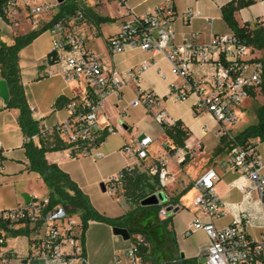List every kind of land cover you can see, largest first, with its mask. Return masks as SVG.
<instances>
[{
	"label": "built area",
	"instance_id": "built-area-1",
	"mask_svg": "<svg viewBox=\"0 0 264 264\" xmlns=\"http://www.w3.org/2000/svg\"><path fill=\"white\" fill-rule=\"evenodd\" d=\"M22 1L6 0L7 20L18 15ZM92 2L95 5L104 2L118 3L128 8L127 0ZM52 12L48 5L31 8L33 24L39 23L35 20L36 17L52 15ZM201 16L200 12L189 9L183 19L186 25H190ZM177 19L173 5L143 17L131 14L121 30L108 40V50L112 55H119L127 49H138L150 53L154 65L158 64L155 58L159 56L167 62L171 75L180 81L169 83L170 96L178 103L194 97V115H211L219 126L213 132L214 137L220 141L225 140L228 145L229 168L245 176L250 183L240 189L245 200L253 201L256 196L264 214V160L257 149L256 141L243 144L232 131L239 122L238 110L252 98V93L261 90L264 52L246 45L234 33L214 35L208 43H202L200 34L193 33L177 44ZM0 21H4L2 15ZM205 21L210 26L215 22L210 18ZM85 23L83 7L51 21L48 29L52 38L51 53L61 68L60 75L66 83H82L85 90L83 95L69 100L66 104L68 117L65 120L50 128L40 126L39 134L33 140L54 142L59 139L67 146L62 150L66 158H91L99 161L105 158L101 152L102 145L110 135L116 133L113 127L103 129L99 123L104 104L110 98L122 99L124 89L130 84L136 85V97L131 102V107L144 108L161 127L173 126L176 122L163 107L162 99L153 91L142 87L143 75L150 70L152 64L144 62L124 74L106 65L99 55L87 48V40L82 32ZM45 63L49 64L47 58ZM194 67H209L212 72L207 78L198 80L193 77ZM160 73L167 81L168 76L162 69ZM204 130L207 131V128ZM155 142V139L141 135L134 141L133 146L127 144L122 148V152L128 158L136 160V164L109 181L110 195H115L116 189L124 185L127 175L142 170ZM174 156L181 165L187 152L178 149ZM149 173L158 176L161 191L172 180L164 160L155 163ZM220 181L218 171L209 169L193 182L197 192L193 206L198 216L189 224L183 237L188 238L200 230L205 232L209 239L206 264H264V230L260 238H253L248 234V229L253 227L252 217L248 213L240 210L230 225L218 226V222L227 214L215 190ZM167 204L159 205L162 221L167 219L169 207L173 210L177 208ZM0 220L7 223L10 231H27L26 236L30 239V252L23 259L16 251L6 250L9 237L5 231H0V264H11L15 259L43 264H88L80 215L69 212L63 204L52 206L50 197L33 198L23 206L1 211ZM138 245L140 243L116 254V264H142L137 256Z\"/></svg>",
	"mask_w": 264,
	"mask_h": 264
},
{
	"label": "crops",
	"instance_id": "crops-1",
	"mask_svg": "<svg viewBox=\"0 0 264 264\" xmlns=\"http://www.w3.org/2000/svg\"><path fill=\"white\" fill-rule=\"evenodd\" d=\"M75 1L79 4L78 0ZM81 1L83 2L79 5L85 9L86 14V23L82 27V32L87 40V48L99 55L106 65L117 69L123 74L131 69L138 68L144 62L151 63L152 67L143 75L142 87L145 90L153 91L157 96H159L163 101V107L165 109L168 103V97H171L168 86L169 83L172 81L180 83L179 80L171 76L170 68L167 62L159 56L155 58V61L158 62V64L154 65L153 56L150 53L142 52L138 49H127L123 54L119 55H112L108 50V40L121 30L123 23L131 18V14L143 17L154 13L158 9L173 5L178 16V19L175 22L177 44L182 43L184 38L193 33L200 34L202 43H208L214 35L233 33L224 22L221 11L222 7L230 3L232 0H127L126 5L128 8L122 7L118 3L104 2L100 5H95L92 0ZM256 3L264 4V0L256 1ZM113 6L115 7V10L110 12V8ZM189 9L200 12L202 16L201 18L194 19L190 25H186L183 15ZM59 12L60 9L53 11L52 15H46V18H43L44 16L41 18L39 17V23L37 25L33 24V19H29L28 21L33 26L32 31L38 30L45 25L50 24L52 19H54ZM259 14H264V8ZM206 18L214 19V24L212 26L208 25L205 21ZM101 19H110L111 21L100 22ZM261 20L262 17L257 15L253 25L250 21H247L245 23H240V26L248 23L252 28H255L256 23ZM218 22H223L225 25L224 28L219 26ZM7 31L9 30H7L4 22H0V39L7 45H11L14 42V38L17 36L13 35L10 37V41L7 42L3 36V32ZM44 38H46V49L42 52L41 40ZM51 51L52 38L47 30L19 54L22 84L25 88L29 106L33 111V117L39 122L40 126L48 128L53 127L68 117L66 104L69 100L83 95L85 90V86L82 83H66L60 75L61 68L59 65H50L45 63V60ZM166 67H168V70H165ZM160 69H162V71L168 76L167 81L162 78ZM211 72L212 71L209 67H194L192 69L193 77L198 80L207 78ZM156 77L166 84L168 89L166 94L158 92L156 84L153 82ZM1 80L0 76V81ZM127 91L131 93L132 97L130 99L126 96ZM135 97L136 85L132 83L124 89L122 99L110 98L105 102L99 123L103 129H106L109 126L113 127L116 130V133L113 135H120L124 138V141L123 143L118 144L116 149H114V146H111L110 144V139L112 137V135H110L106 142L102 145L101 152L105 155V157L106 153L104 151L109 152L111 155L117 154L118 152L116 150L121 152L122 148L128 143L126 137L129 135L131 136L130 141L132 143L141 135L149 136L155 139L156 142L166 141L164 144L161 142L164 149L163 150L161 148V152L155 153L151 151L150 148L149 158L145 162L151 160V162L155 164L164 160L166 168L172 176L169 186L164 191L169 201L170 199L176 200L179 198V201L176 204L179 211L172 216L171 229L174 235L176 236L177 233L175 219L177 218L178 213L187 207L185 200L189 196L192 197L189 209L192 214V218L185 231L187 230L189 224L192 223L198 216V213L193 206L194 199L197 196V192L193 187V182L199 179L207 170L215 169L221 176V181L216 185L215 190L227 212L226 216L221 220L223 224L219 225L221 222L219 221L218 226L225 227L230 225L238 211L242 210L248 213L253 220V227L248 229V234L253 238H260L264 230V214L260 201L256 196L253 201L245 200L240 189L243 186H249L250 183L245 176L232 171L229 168L227 155L228 150L222 151L227 144L225 140L219 141L220 144L217 143L216 147L212 148L210 151L212 158L199 174H193V176H191L189 173L191 164L196 155L199 151L204 149L205 145L201 143L202 138L208 133L213 134V132L218 129V124L213 120L211 115L207 113L200 116L194 115L193 105L196 101L194 97L187 101V110L183 115L174 116L169 113L175 122H182L185 128H187L191 133L190 138L186 142V152L189 154V160L183 166L179 165L177 160V165L181 171L174 172L168 168V162L170 161V157H177L170 155L165 150L166 146L171 147L168 144L171 145L172 141L166 137L161 126V133L158 136L154 137L151 133H149L146 126L149 121L153 122L155 120L153 116L148 114L144 108H133L130 106ZM170 99L172 102L177 104L172 97ZM5 108L6 106L0 98V143L2 146V150H0V212L23 206L31 199L39 198V194L37 192L24 193V189L19 187L22 182H29L32 180L40 181L43 185L42 187L46 190L44 197H49L50 193L41 177L37 173L32 172L30 169V162L24 149L26 139L18 124L19 111L7 110ZM188 117H190V120L187 119ZM204 118H207L208 123L200 125L201 120ZM208 124L213 125L210 127ZM205 128H207V131L204 130ZM197 130L202 133L201 139L196 138ZM34 141L36 143L39 142L38 140ZM262 144L263 143L258 141L257 149L264 160V150L261 148ZM46 158L50 164H57L66 173H68L72 180L87 195L82 185L73 177L67 167L69 164L77 160H70L66 158L62 150L47 153ZM126 166H128V164L123 165L120 172ZM151 167L146 170H140V172H147L149 174V169ZM7 190H11L14 194L10 201L2 196ZM126 203L129 207H131L127 200ZM95 209L101 214L111 218H119L122 216L112 217L106 212L99 211L97 208ZM116 237L117 236L114 235L113 228L111 226L103 223L91 222L88 230L84 234L85 256L88 264H116V254L123 253L133 246L130 245L128 249L119 251L117 247H115L117 244ZM5 248L7 251H16L24 259L30 252V239L28 236L9 238ZM107 249L108 253L105 256L104 252L107 251ZM179 252L181 253V250H179ZM185 258L190 259L188 257ZM25 262L26 260L15 259L11 262V264H43L41 262Z\"/></svg>",
	"mask_w": 264,
	"mask_h": 264
},
{
	"label": "trees",
	"instance_id": "trees-1",
	"mask_svg": "<svg viewBox=\"0 0 264 264\" xmlns=\"http://www.w3.org/2000/svg\"><path fill=\"white\" fill-rule=\"evenodd\" d=\"M256 1L257 0H232L230 3L222 7V18L232 32L246 45L264 52V21H258L255 28H252L248 23L240 26L235 19L236 12L250 7L255 4ZM80 7L81 6L77 4L75 0H66L60 5V12L55 16L54 20L61 18L66 13L74 12ZM5 9L6 0H0V15H2L4 21H8ZM109 21L111 20H100V22ZM50 25L51 23L38 30H33L27 35L16 37L11 45L3 43L0 39V76L2 80L7 82L10 93V103L5 109L19 111L18 124L26 139L24 149L30 162V169L41 177L50 191L49 197L52 206L63 204L69 212L79 214L83 224V235L88 230L91 222L103 223L112 228H124L127 229L131 235L130 223L132 212L134 213L137 210H143L159 216L161 210L159 205L150 207L142 206L143 201L162 190L158 176H153L150 173L148 174L147 172H140L138 170L127 175L123 184L124 188L127 189L126 200L130 203L132 211L127 217L111 218L101 214L94 208L90 198L72 180L68 173L57 164H50L48 162L46 158L47 153L64 150L67 147L66 144L59 139H55L54 142H45L41 140L38 143L33 140V137L39 134L40 124L34 119L33 111L27 101L25 88L22 84L19 54L23 49L31 45L39 36L45 33ZM53 56L52 53L47 56L50 65L56 64V60ZM262 62L264 65V59ZM261 93L264 97V72ZM251 96L253 98L255 93H252ZM256 117L257 124L248 127L238 135V139L241 143L246 144L255 140L264 143V104L258 108ZM162 129L166 137L172 141L173 147H170L167 150L170 155H174L178 149L187 150L186 142L190 138L191 133L185 128L182 122L178 121L173 126L164 125L162 126ZM53 145H55V147H53ZM188 155L189 154L187 153L186 159L181 166L185 165L189 160ZM129 188H132V191H130ZM128 192H130L131 195L127 194ZM178 201L179 198L176 200L170 199L167 205L176 206ZM161 222L163 224L164 232L160 231V237L169 239L173 244L174 249L179 252L175 235L171 229L172 217ZM0 231H5L9 238H17L28 234L27 231L23 230L10 231L7 223L1 220ZM149 239L153 244L152 238L149 237ZM137 256L142 264H198L195 259L182 258L180 252L177 258L175 254H172L170 260L161 262L159 256L154 253H148L147 247L142 244L138 245Z\"/></svg>",
	"mask_w": 264,
	"mask_h": 264
},
{
	"label": "rangeland",
	"instance_id": "rangeland-1",
	"mask_svg": "<svg viewBox=\"0 0 264 264\" xmlns=\"http://www.w3.org/2000/svg\"><path fill=\"white\" fill-rule=\"evenodd\" d=\"M83 1L78 0L79 4H82ZM28 4V5H27ZM48 5L52 8L53 11H57L60 9V5L58 4L57 0H23L20 3V9L18 11V15H14L9 17L8 21H3L4 25L6 26L7 32H3L4 38L10 41V37L13 35L20 37L31 33L33 26L28 21L33 17L30 16L31 8L45 6ZM264 4L263 3H255L250 7L245 8L240 12L235 13V19L237 23H245L250 21L253 25L254 20L256 19L257 15L262 17L261 21H264V14L260 15V11H263ZM115 7L110 8V12H113ZM49 14H43L35 18V20L39 21V17L46 18ZM2 22V21H0ZM219 26L224 28L223 22H218ZM228 32V31H227ZM16 38V37H15ZM14 38V39H15ZM4 43V42H3ZM45 44L46 38L41 40V49L42 52L45 51ZM264 56V53L263 55ZM165 70H168L166 67ZM172 76V75H171ZM170 77V76H169ZM153 82L156 84L158 92L161 94H166L168 89L164 82H162L159 78H154ZM126 96L130 99L131 93L129 91L126 92ZM171 97H168V103L166 105V109L171 115H183L187 110L188 100L184 103L175 104L171 101ZM191 99V98H190ZM264 104V97L261 93V90L255 93V96L251 98L249 101L244 103L241 108L238 110L239 115V122L237 125L232 129L233 133H237V136L247 129L250 126L257 124V117L256 113L259 107ZM192 118V117H191ZM190 120V117L187 118ZM208 123L207 118L201 120L200 125H205ZM199 125V126H200ZM210 127L213 124H208ZM149 133H151L154 137L158 136L161 133L160 125H158L155 121H149L147 126ZM219 127V126H218ZM217 127V128H218ZM202 133H196V138L201 139ZM128 141V145L133 146L134 142L130 141L131 136L129 135L126 137ZM124 138L120 135H112L110 139L111 146H114V149L118 146V144L123 143ZM220 140L216 139L213 134L208 133L204 135L201 140L203 143L204 149L199 151L196 155L195 159L193 160L191 167H190V175L199 174L201 170L207 165V163L211 160L210 151L212 148L216 147L217 143ZM258 142L259 140H255ZM166 141H158L152 145L151 151L158 153L161 152L162 144ZM169 146L173 147V145L168 144ZM165 146V145H164ZM170 147L165 148L166 152ZM261 148L264 150V143L261 145ZM164 150V149H163ZM228 150V145L226 144L225 148L222 151ZM115 155H111L109 152L104 151L106 153V157L99 161H94L91 158H81L73 163L69 164L67 167L69 172L73 175V177L78 180V182L82 185L83 189L87 193L88 197L91 200L92 205L97 208L99 211L106 212L109 216L117 217L122 215L121 217H127L131 213V207H129L126 203V192L127 189L119 187L116 189L115 195H110V184L109 181L120 174L123 170L128 167H132L136 164V160L128 158L122 151ZM169 153V152H168ZM170 161L168 162V168L174 172L181 171L179 166L177 165V158L170 157ZM123 170L120 169L123 165H127ZM154 163L147 161L144 163V167L142 170H146L151 167ZM183 175V174H182ZM181 175V176H182ZM101 184H105L107 186V192L103 193L101 190ZM42 183L40 181H29V182H22L20 184V188L24 189V193H33L37 192L39 194V199L45 198L44 195L46 194L45 188L42 187ZM132 191V188H129ZM128 189V191H129ZM161 204H166V199L168 198L165 191H161ZM127 194L131 195L130 192ZM5 199L10 201L14 194L11 190H7L2 195ZM191 196H189L185 200V204L187 207L180 211L177 215L176 220V236L175 239L178 244L179 250L181 253L190 259H195L198 264H206V252L209 245V239L205 232L197 231L193 235L188 238L183 237V232L185 231L189 221L192 218V214L190 213L189 209L191 206ZM174 216L172 213H168L167 218H171ZM131 223H130V230H131V239L129 241H125L122 237H116V246L119 251H123L128 249L130 245H135L136 243H140L147 247L148 253H154L155 255L159 256L161 262H166L170 260L172 254L179 256V252H177L173 244L169 239L161 238L160 237V230L164 232L162 220L160 216H156L148 211L137 210L134 213H131ZM223 222L221 221L219 225H222ZM149 237L152 238L153 244L150 242ZM132 247V246H131ZM108 253L107 251L104 252L106 256Z\"/></svg>",
	"mask_w": 264,
	"mask_h": 264
},
{
	"label": "water",
	"instance_id": "water-1",
	"mask_svg": "<svg viewBox=\"0 0 264 264\" xmlns=\"http://www.w3.org/2000/svg\"><path fill=\"white\" fill-rule=\"evenodd\" d=\"M65 0H57L58 4L61 5L64 3ZM51 53V52H50ZM0 98L3 101L4 105L7 107L10 103V93H9V89H8V85L7 82L5 80H1L0 81ZM101 190L103 193L107 192V186L105 184H101ZM161 192H158L157 194H154L150 197H148L145 201H143L142 206L143 207H150V206H158L161 203ZM167 203L169 202V199H166ZM29 202V201H28ZM179 211V208H176L175 210H173L172 207H169L168 212L175 214ZM113 233L116 236H120L122 237L124 240L129 241L131 238L130 233L128 232L127 229L124 228H113ZM182 258H185L184 254H181ZM27 263V261L25 262Z\"/></svg>",
	"mask_w": 264,
	"mask_h": 264
}]
</instances>
